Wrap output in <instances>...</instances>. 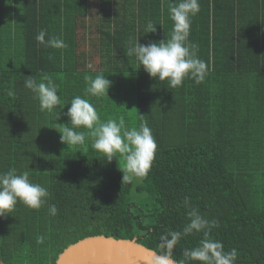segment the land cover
I'll return each instance as SVG.
<instances>
[{
    "label": "trees",
    "instance_id": "obj_1",
    "mask_svg": "<svg viewBox=\"0 0 264 264\" xmlns=\"http://www.w3.org/2000/svg\"><path fill=\"white\" fill-rule=\"evenodd\" d=\"M199 5L189 39L207 76L171 88L136 70L127 55L137 35L140 44L170 38L167 0H0V172L29 171L50 193L39 210L18 202L0 217L2 264H55L68 246L93 236L136 239L158 252L159 236L187 223L185 196L219 221L212 235L225 250L237 249L236 264H264V0ZM149 20L155 33L144 32ZM41 29L68 47L40 45ZM101 70L112 87L107 97L90 96L86 77ZM43 73L57 85L52 112L41 111L24 87V77L39 82ZM77 95L101 122L123 116L132 127L146 115L157 150L145 177L121 183L122 159L104 161L86 129H77L83 145L60 142L57 124L69 123L65 113ZM48 204H56L55 216ZM200 238L182 239L174 258Z\"/></svg>",
    "mask_w": 264,
    "mask_h": 264
},
{
    "label": "clouds",
    "instance_id": "obj_2",
    "mask_svg": "<svg viewBox=\"0 0 264 264\" xmlns=\"http://www.w3.org/2000/svg\"><path fill=\"white\" fill-rule=\"evenodd\" d=\"M168 2V13L173 22L169 39L160 42L140 44L138 35L127 42V55L134 57L136 70L143 68L144 72L155 80L167 81L168 86H182L185 79H191L195 84H201L208 73L206 62L199 58L198 43L189 39L191 18L200 11L199 0H179L178 3ZM145 33H155L156 26L147 21ZM41 29L36 40L45 48L66 49L68 44L60 37L50 36ZM52 57L49 56V59ZM88 87L86 93L93 97H107L112 81L103 75L101 70L94 78L86 77ZM24 87L31 90L39 100L41 111L52 112L60 104L57 95V85L47 73L41 75L38 82L33 76L24 77ZM9 96L14 92L9 90ZM65 115L68 124H57L61 129L59 140L66 145H83L86 129L93 138L91 149L102 154L104 161L111 162L116 157L123 161L121 183L131 184L134 180L145 177L151 169L155 158L157 143L151 128L145 119L146 115L138 114V126L129 127L123 116L101 122L95 106L81 96H75ZM59 118V114L57 119ZM49 191L29 179V171L17 174L15 168L0 172V217L7 216L15 209L18 202L26 207L39 210L47 204ZM181 206L186 210L187 223L181 230L168 229L158 238V252H152L156 264H236L238 251L236 248L225 250L224 244L213 237V230L219 227L216 218L209 219L201 214L199 208L191 202V197L185 196ZM56 204H48L50 216L57 214ZM192 235H200L196 246L184 248L182 258H174V250L182 239ZM45 237L39 236L38 243H43ZM2 264V261H0Z\"/></svg>",
    "mask_w": 264,
    "mask_h": 264
},
{
    "label": "water",
    "instance_id": "obj_3",
    "mask_svg": "<svg viewBox=\"0 0 264 264\" xmlns=\"http://www.w3.org/2000/svg\"><path fill=\"white\" fill-rule=\"evenodd\" d=\"M152 252L136 239L93 236L68 246L55 264H156Z\"/></svg>",
    "mask_w": 264,
    "mask_h": 264
}]
</instances>
